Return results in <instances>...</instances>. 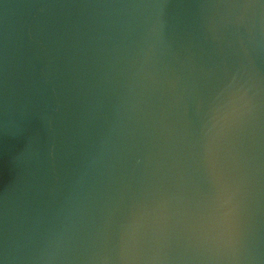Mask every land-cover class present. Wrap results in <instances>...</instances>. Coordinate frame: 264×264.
<instances>
[{
	"label": "clouds",
	"instance_id": "clouds-1",
	"mask_svg": "<svg viewBox=\"0 0 264 264\" xmlns=\"http://www.w3.org/2000/svg\"><path fill=\"white\" fill-rule=\"evenodd\" d=\"M0 264H264V0H0Z\"/></svg>",
	"mask_w": 264,
	"mask_h": 264
}]
</instances>
